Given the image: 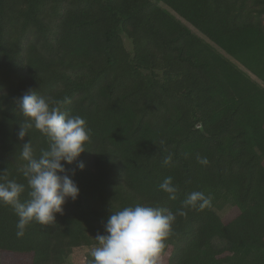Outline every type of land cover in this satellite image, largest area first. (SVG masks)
Returning a JSON list of instances; mask_svg holds the SVG:
<instances>
[{"label": "trees", "instance_id": "16d2710c", "mask_svg": "<svg viewBox=\"0 0 264 264\" xmlns=\"http://www.w3.org/2000/svg\"><path fill=\"white\" fill-rule=\"evenodd\" d=\"M258 81L264 0H0V175L26 185L20 146L30 140L37 154L47 147L36 130L17 139L15 101L29 89L68 97L62 110L91 130L79 157L85 168L72 176L78 198L23 236L13 208L0 204V252L20 254L23 264H64L73 250L96 246L109 214L138 204L176 213L201 191L211 204L177 215L161 260L264 264ZM169 176L176 200L158 187ZM224 201L233 210L225 221L213 210Z\"/></svg>", "mask_w": 264, "mask_h": 264}, {"label": "clouds", "instance_id": "9594fccd", "mask_svg": "<svg viewBox=\"0 0 264 264\" xmlns=\"http://www.w3.org/2000/svg\"><path fill=\"white\" fill-rule=\"evenodd\" d=\"M70 103L68 97L53 99L29 89L15 101L22 121L18 124L17 139L24 141L30 130L38 131L46 138L47 147L37 154L30 140L20 146V159L26 185L0 175V204L13 208L17 222V236H23L26 226L35 221L41 225L54 222L56 214L63 212V205L75 201L79 188L72 179L75 170L83 171L85 164L79 157L90 142L91 130L86 120L63 111ZM163 143V141H161ZM171 157L163 164L170 163ZM201 165H208L206 157L197 156ZM74 170L65 165H73ZM27 186L28 198L21 200ZM159 190L176 200L177 187L172 177L159 184ZM211 198L201 191H193L182 202L176 213L153 205H135L109 214L103 225V233L94 238L96 246L90 252L89 264H160L165 241L172 232L177 215L185 216L183 209L205 208Z\"/></svg>", "mask_w": 264, "mask_h": 264}, {"label": "rangeland", "instance_id": "374dc122", "mask_svg": "<svg viewBox=\"0 0 264 264\" xmlns=\"http://www.w3.org/2000/svg\"><path fill=\"white\" fill-rule=\"evenodd\" d=\"M164 8V7H163ZM183 22V21H182ZM183 24H185L183 22ZM194 33L196 31L192 30ZM125 49L131 52L132 46L130 41L122 37ZM254 79V78H253ZM259 82V81H258ZM260 83V82H259ZM260 85L264 87V84ZM214 212L223 220L232 214L231 205L228 201H224L214 207ZM212 244L217 249H223L227 247V243L223 240L214 239ZM93 248L82 247L72 251L71 255L67 258L64 264H89L91 260L90 252ZM168 254L160 261V264H167ZM0 264H23V257L20 254L0 252Z\"/></svg>", "mask_w": 264, "mask_h": 264}, {"label": "water", "instance_id": "95a60500", "mask_svg": "<svg viewBox=\"0 0 264 264\" xmlns=\"http://www.w3.org/2000/svg\"><path fill=\"white\" fill-rule=\"evenodd\" d=\"M197 128H201V125H200V124H198V125H197Z\"/></svg>", "mask_w": 264, "mask_h": 264}]
</instances>
